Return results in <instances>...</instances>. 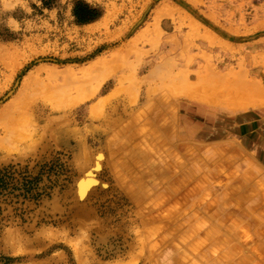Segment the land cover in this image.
Here are the masks:
<instances>
[{
  "label": "rangeland",
  "instance_id": "1",
  "mask_svg": "<svg viewBox=\"0 0 264 264\" xmlns=\"http://www.w3.org/2000/svg\"><path fill=\"white\" fill-rule=\"evenodd\" d=\"M234 76L264 97V0H0V264H264Z\"/></svg>",
  "mask_w": 264,
  "mask_h": 264
},
{
  "label": "bare ground",
  "instance_id": "2",
  "mask_svg": "<svg viewBox=\"0 0 264 264\" xmlns=\"http://www.w3.org/2000/svg\"><path fill=\"white\" fill-rule=\"evenodd\" d=\"M162 13V12H161ZM198 28V27H197ZM216 37V36H215ZM240 77V76H239ZM245 77V76H244ZM217 79H220V81H226L227 82V80H225V77H222V76H218L217 77ZM228 79V78H227ZM242 78L240 77V78H238V77H236V76H234L233 78H231L230 80H229V84H232V88H234L233 89V91H231V93L233 94V95H236V94H238V93H240V92H242L243 93V96H245V94L246 93H250L251 91H253V88L254 89H256V86L255 85H253V84H251V83H249L248 81H246V80H241ZM245 79V78H244ZM241 82H243V87H240V84H241ZM240 95V94H239ZM238 95V96H239ZM195 97H197V98H203V99H207V100H217V99H215V97H202V95H196ZM237 101L238 102H240L241 101V99H239V98H237ZM12 138H15L14 139V141L15 140H17L18 139V137L16 138L15 136H13ZM12 140V139H11ZM13 141V142H14ZM8 142H10V141H8ZM5 144H6V140H5ZM8 144V143H7ZM4 146H6V145H4ZM252 176H250V178H251ZM249 178V179H250ZM251 182V181H250ZM218 207L219 208H223L224 206H226V205H229L231 208H233V207H238L239 206V200H236V201H233V199H232V196H231V193H229V192H223L222 194H221V196L219 197V200H218ZM243 206V205H242ZM243 207H245V206H243ZM206 208H207V206L206 207H204V209L206 210ZM257 208V205H247L246 204V207H245V209H247L248 211H252V210H254V209H256ZM205 214H208V212L207 211H205ZM223 215V214H222ZM229 218L230 219H232L233 218V214L232 213H229ZM263 234V233H262ZM264 236V235H263ZM243 248V250H247V248H246V246L244 247H242Z\"/></svg>",
  "mask_w": 264,
  "mask_h": 264
},
{
  "label": "crops",
  "instance_id": "3",
  "mask_svg": "<svg viewBox=\"0 0 264 264\" xmlns=\"http://www.w3.org/2000/svg\"><path fill=\"white\" fill-rule=\"evenodd\" d=\"M254 82L258 85V83L255 80H254ZM258 87H259V85H258ZM259 89H260L259 90V97L255 96V95L253 96V93H251V92L250 93H246L245 96H244V101H249V102L251 101L252 102L254 100L255 101H261V100H263V98H264V97H262L263 96L262 95L263 94V89L261 87H259ZM194 99H196L198 101H202L204 103L217 105V106L222 107V108L225 107V108H227L229 110H236V109H230L232 107L230 106L229 103H226V102L215 101V100H204V99H201V98H194ZM240 119H241V123L243 124L242 125V129H245L246 130V129L250 128L251 124L249 123V121H248V119H247V117L245 115H244V117H241Z\"/></svg>",
  "mask_w": 264,
  "mask_h": 264
},
{
  "label": "trees",
  "instance_id": "4",
  "mask_svg": "<svg viewBox=\"0 0 264 264\" xmlns=\"http://www.w3.org/2000/svg\"><path fill=\"white\" fill-rule=\"evenodd\" d=\"M74 15L79 22H88L95 19L99 14L94 9L78 11L77 8H75ZM10 175L11 172L9 168H4L0 170V190H2L3 186H5V181L9 178Z\"/></svg>",
  "mask_w": 264,
  "mask_h": 264
}]
</instances>
